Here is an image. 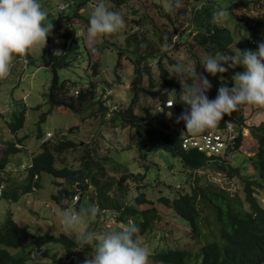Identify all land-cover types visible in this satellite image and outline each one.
Instances as JSON below:
<instances>
[{"label": "rangeland", "instance_id": "1", "mask_svg": "<svg viewBox=\"0 0 264 264\" xmlns=\"http://www.w3.org/2000/svg\"><path fill=\"white\" fill-rule=\"evenodd\" d=\"M63 1L40 0L42 9L47 13L46 22L52 25L53 29L57 11H66V9L61 10L62 4H70L71 0ZM97 2L98 0L88 1L85 7L78 11L80 18H72L71 25L76 26L74 27L75 39L78 48L67 55L70 65L57 71L58 80L59 82L67 81L68 84L78 89L86 87L90 82L95 83L98 88L96 99L104 92L110 91V100H106V106L114 107L111 110H121L127 108L131 102L133 116L141 119L145 118L147 114L153 115V113L159 112L157 110L162 103L175 99L176 94L169 88H162L158 77L159 69L154 66L150 67L153 86L149 84V78L144 73L140 87L134 86L132 62L135 60L136 54L133 49L127 47L126 37L128 34L141 31L146 34L148 39L158 43L160 39L158 41L154 36L166 38L163 39V44L166 47L161 48L160 54L164 52L165 48H168L169 42L171 50L166 53L168 58L163 59V69L176 80L177 87L182 89L179 83L182 76L187 78L188 73L196 71L201 77L207 78L211 84L210 89L213 91L222 85L232 87L233 82L228 77L216 79L214 75L204 70L202 67L204 58L209 54L218 55H214L212 50L208 52L205 47L200 46L194 39L195 34L192 28L185 23L188 20L186 18H189L190 23L197 20L201 15L196 12L200 13L203 9V14H206V17L200 20L196 27L197 31L203 35L206 30L211 28L225 29L224 38H227L228 49L232 52H235V47L240 51H255L258 42L264 40V7L255 8L257 0H180L178 7L174 6L176 0H127L122 7L110 6V3L103 1L106 8L121 14L124 24L115 33L92 39L88 37L86 30L88 18ZM210 18H212L211 21ZM165 21L170 23L167 27L166 23L163 26ZM52 28L50 35L46 38L45 46L39 44L29 51L34 63L28 65L21 60L13 59L9 75L0 80V136L4 142L11 140L20 144L19 152L11 155L8 167H6V169L8 168L7 173L4 176L7 174L12 177L13 183L17 182V178L19 181H24L26 176V170H23L24 166H28L32 158L40 152L42 142L54 138V140L63 139L77 143L80 147L88 144L97 156L96 166L100 169L99 173L102 174L101 178L99 174L94 178L97 179L100 186L112 179L113 183L109 185L110 188H104L103 192L121 204H129V197L133 195L132 188L138 186L142 189L141 185L146 188L143 190L150 191L149 194L153 191L156 192L150 197L154 200L158 199L157 195L160 197V191H169L168 186L176 188L180 184V188L187 190L188 185L186 186V184L193 182L194 174L201 177L203 184H211L224 189L231 195L236 193L237 196L243 198L239 180L228 178L227 172L212 161L208 162L202 170H194L191 173L183 169L177 159L157 146H148L145 149L146 143H140L142 149L139 150L132 128L121 127L116 123H103L107 117L105 119V112L99 109L100 100L98 103L85 105L80 112H72L64 108L55 109L46 115L44 121L40 122L41 114L48 110L44 95L52 78L50 68L43 65L42 53L45 51L47 54L62 55L66 46L64 40L60 39ZM186 31L189 36L186 39V44L183 41V43H176L177 45L172 48L174 42L185 40L182 38L184 34L181 33ZM252 42H256L255 47L251 45ZM156 61L153 59L149 61V64ZM141 67L144 68V64ZM93 69L97 72L95 76L92 75ZM140 88L146 90V93L140 91ZM150 94H154V96L152 97ZM211 95L213 93H209L207 96ZM180 96V99L184 100L183 93H180ZM39 106V109H33ZM254 108L256 109L254 113L246 116V125H258L260 119H264V112L258 106H254ZM243 110L247 112L248 106L246 105ZM21 111L25 112L24 126L15 136H11L8 133L7 125L13 122ZM167 119L170 131L174 133L177 119L172 115H167ZM210 131L212 130L209 129L208 132ZM38 133L41 135L40 138L37 136ZM47 133L51 136H45ZM187 134L196 140L203 136L201 132L193 134L189 131ZM243 135L244 141L251 140L248 129ZM19 139L21 141H18ZM5 149L6 146L0 143V160L3 158ZM242 151L244 150L242 149ZM233 156H236L238 166H241L246 158L238 154H233ZM74 158L76 159V157ZM229 158V156L224 157L225 160H229ZM117 165H121L127 172L122 167L117 169ZM58 166L56 164L57 168ZM128 173L139 175L135 176L134 180L129 177L127 182L121 181L122 176H127ZM55 182L56 185H54ZM6 188L7 186H5ZM63 190L71 193V188L62 179L42 176L40 187L35 192L20 195L17 202L0 200V224L6 219L7 212L11 210L18 223L27 224L31 227L32 233L52 234L56 237L64 235L76 243L73 251L75 255L72 256L74 257L72 259L66 257V248L59 243L45 244L43 257L36 261L30 260L27 255L28 245L22 249L11 250V253L25 257L28 260L26 264H84V261L94 254V249L92 250L90 246H80V240L76 233L62 226L60 218L65 212L83 215L85 227L91 231L105 233L114 229L115 221L111 219L113 216L99 218L88 213L91 210V205L86 198L78 208L73 207L72 201L68 202L67 198L64 199V202H67L65 207L60 203L53 202L50 198L51 195H58V192ZM257 198L261 203H264V192L258 193ZM45 205H48L49 208H45ZM146 206H142V208H146ZM156 207L161 213L159 217L161 222H154L152 234H148L145 241H142L143 245L150 250L149 264H157L151 258L152 252L154 253L156 250L165 247L170 249L190 248L195 245V242H191L189 229L180 222H176L172 218L173 214L163 206L157 204ZM205 214L206 211H203V215ZM22 223L20 224L22 225ZM201 228L205 234L204 237H201L203 243L217 241L222 245L216 226L212 229V224L202 222ZM160 229L165 242L158 238L161 235V232L160 234L158 232ZM155 233L157 234L156 239L153 237Z\"/></svg>", "mask_w": 264, "mask_h": 264}, {"label": "trees", "instance_id": "2", "mask_svg": "<svg viewBox=\"0 0 264 264\" xmlns=\"http://www.w3.org/2000/svg\"><path fill=\"white\" fill-rule=\"evenodd\" d=\"M88 1L90 0H71L68 11H57V16L54 20L55 30L52 29L60 39L64 40L66 46L62 55L47 54L45 51L42 53L43 65L50 68L52 78L44 95L48 110L41 114L40 122L44 121L46 115L55 109L64 108L72 112H80L85 105L99 102L96 99L98 88L95 83L90 82L86 87L78 89L68 84L67 81L59 82L57 76L58 70L70 65L67 55L78 48L75 39L74 27L76 26L71 25V20L72 18H80L78 11L85 7ZM103 1L110 3V6L122 7L127 0ZM263 7L264 0H257L255 8L261 9ZM203 13V9L200 13L196 12V14L201 16L191 23L189 18H186L188 20L185 23L192 28L195 34L194 39L201 47H205L208 52L212 50L214 55L230 51L228 49L229 42L227 38H224L225 29L211 28L206 30L203 35L197 31L196 27L199 25L200 20L206 17V14ZM211 20L212 18H210ZM165 23L166 27L170 24L165 21L163 26H165ZM181 34H184L182 38H185V40L174 42L172 48L177 45L176 43H183L184 41L186 44V39L189 38L188 32ZM156 36L154 37L158 41L160 39L161 43L148 39L146 34L141 31H137L135 34L130 33L126 37L127 47L133 49L136 54V58L132 62L133 84L140 87L144 73L149 78V84L153 86L150 67L154 66L159 69L158 77L162 88H169L175 91L176 98L171 100L172 106L169 108L164 107L160 113L147 114L145 118L141 119L133 116L131 102L127 108L121 110H111L101 102L98 103L99 109L105 112V119L107 117L106 120H103V123H116L121 127L129 126L132 128L134 135H136L135 140L139 150L142 149L140 143H146L145 149L148 146H157L171 157L177 159L182 168L191 173L194 170H202L208 162H214L220 169L227 172L228 178L239 180L242 186L243 198L237 196L236 193L231 195L224 189L214 187L211 184H203L201 177L194 174L193 182L186 184V186L188 185L187 190L180 188V184L176 188L168 186L169 191H160V197L157 195L158 199L154 200L150 197L151 194L156 192L153 191L149 194L150 191L143 190L146 188L141 185L142 189L138 186L132 188L131 193L133 195L129 197V204H121L118 200H113L107 196L106 192H103L104 188H110L109 185L113 183L112 179L100 186L97 179L94 178L98 174L101 178L102 174L99 173L100 169L96 166L97 156L93 149L89 148L88 144L80 147L77 143L63 139L54 140V138L50 140L45 138L47 140L40 144V152L32 158L28 166H24L23 170H26L24 181H19L17 178V182L13 183L12 177L7 174L4 176V174L7 173L8 168L6 169V167H8L11 155L19 152L20 144H16L11 140L4 142L0 136V143L6 146L3 158L0 160V200L17 202L20 199V195L35 192L40 187L42 176L62 179L71 188V193L69 194L65 190L59 191L58 195H51L50 198L53 202L60 203L65 207L67 203L64 202L65 198L71 203L72 198L78 196L77 203L73 206L78 208L86 198L91 205V210L88 212L90 215L99 218L114 216V229L122 228L128 222L136 223L139 227V232L136 235L141 243L145 241L148 234H152L153 223L161 222L159 219L161 213L156 207L157 204L170 211L173 214L172 218L176 222H180L189 229L191 242H195V245L190 248L170 249L165 247L164 249L156 250L154 253L152 252L153 256L151 258L157 264H264V203H261L257 198L258 193L264 192V119L261 118L258 125H246V116L254 113L256 109L252 105H247L249 110L245 112L243 108L246 105H240L230 114L223 116L216 127L210 128V130L220 131L225 127L227 121L233 120L238 135L229 149V155L224 156H229V160H224V158L210 160L211 158H207L204 153L193 149H183L181 143L189 130H186L185 126H183V121H177L173 133V131H170L167 119V115H172L177 119L186 110L183 100L180 99L182 89L177 87L176 80L163 69V59L168 58L166 53L171 50L170 42L168 43V48H165L164 52L160 54L161 48L166 47L163 44V39L165 40L166 38ZM251 45L255 47L256 42H252ZM14 59L17 61L21 60L28 65L34 63V59L29 52L24 56H16ZM153 59L157 60L153 63L154 65L152 63L149 64V61ZM143 64L144 68L141 67ZM242 71L243 68L237 66L229 68L225 73L217 74L215 77L216 79L228 77L232 81L233 74ZM96 74V70L93 69L92 75L95 76ZM217 90L213 91V89H210L209 93H213V95L208 98L214 99L217 95ZM140 91L146 93V90L142 88H140ZM74 92H77V94L75 95ZM150 95L154 96V94ZM39 108L40 106L33 109ZM259 109L264 112V107ZM24 123L25 112L21 111L17 114L14 121L7 125L8 133L11 136H15L23 128ZM247 129L251 134V140L244 141L243 134ZM208 130L205 129L201 133L206 134ZM37 136L41 137L39 133ZM18 141L21 140L19 139ZM248 145H254L255 151L253 147L249 151L250 154L247 153L245 150ZM242 146L244 147L242 148ZM233 154L246 157L241 166H238V160ZM216 160L223 161L216 163ZM56 164L59 165L58 168ZM116 167L120 169L122 166L117 165ZM123 169L127 172L125 168ZM137 175L128 173L127 176H122L121 181L127 182L129 177L134 180ZM84 179L87 180L86 184L75 186V182H82ZM182 183L185 186L184 181ZM54 185H56V182ZM5 186H7L6 189ZM91 188H93L92 191H90ZM145 205H147L146 208H142ZM45 208H49V206L45 205ZM203 211H206L205 215H203ZM202 222L212 224V229L216 226L222 245L217 241L206 244L202 242L201 237L205 235L201 228ZM20 223L22 222L18 223L10 210L7 212L6 219L0 224V264H26L28 260L25 257L11 253V250L22 249L27 245V255L30 260L32 253H37L36 251L41 250V247L50 243L63 245L66 248V257L68 259H72V256L75 255L73 251L76 243L67 236L60 235L56 237L52 234L32 233L31 227L25 223H22V225ZM158 232L159 234L161 232L158 238L165 242L162 230L160 229ZM156 236L157 234L155 233L153 237L156 239ZM43 252L36 260L43 257Z\"/></svg>", "mask_w": 264, "mask_h": 264}, {"label": "clouds", "instance_id": "3", "mask_svg": "<svg viewBox=\"0 0 264 264\" xmlns=\"http://www.w3.org/2000/svg\"><path fill=\"white\" fill-rule=\"evenodd\" d=\"M179 3L180 0H176L174 6L178 7ZM46 16L40 0H0V80L9 75L14 57L24 56L36 45L45 46L52 28ZM123 24L119 12L106 8L103 0H98L88 18L86 31L89 38L95 39L117 32ZM237 66L243 71L233 74V86H220L214 99L206 95L210 82L196 71L179 79L186 110L177 121H183L186 130L197 134L214 128L223 116L240 105L264 107V40L258 42L255 51H240L235 47V52L209 54L202 61L204 70L214 76ZM164 103L160 106L162 110ZM60 219L64 228L78 235L81 247L88 245L94 249V254L84 264H149L150 250L139 241L136 223L128 222L122 228L97 233L85 227L84 216L79 213L65 212ZM41 249L43 252L44 247Z\"/></svg>", "mask_w": 264, "mask_h": 264}, {"label": "built area", "instance_id": "4", "mask_svg": "<svg viewBox=\"0 0 264 264\" xmlns=\"http://www.w3.org/2000/svg\"><path fill=\"white\" fill-rule=\"evenodd\" d=\"M62 9H66L69 7L68 3H63L62 4ZM75 95L77 92H74ZM110 91L104 92L102 96H98L97 100H100V102H103V104L106 106V100H110ZM165 107H171L172 106V101H165L164 103ZM109 109L111 108V105L107 106ZM115 110V109H114ZM157 111H162V107H160ZM189 134V133H188ZM186 134L185 137L183 138V141L181 143V147L185 150L187 149H193L196 150L197 152L204 153L207 158H211L210 160L214 159H222L224 158L225 155H229V149L235 142L238 132L237 129L234 126V122L232 121H227L225 123V127L220 130V131H215L212 130L210 132H207L206 134H202L203 136L199 139H193L190 138L189 135ZM46 136L50 137V134L47 133ZM87 183V180L84 179L82 182H75V186H82ZM81 184V185H80ZM78 200V196H74L72 198V204H76ZM114 220L113 218H111ZM109 223V222H108ZM37 253L31 255L32 259H36L42 254V249L39 251H36Z\"/></svg>", "mask_w": 264, "mask_h": 264}, {"label": "crops", "instance_id": "5", "mask_svg": "<svg viewBox=\"0 0 264 264\" xmlns=\"http://www.w3.org/2000/svg\"><path fill=\"white\" fill-rule=\"evenodd\" d=\"M64 1H65V0H64ZM64 1H63V2H64ZM249 125H250V124H249ZM251 126H253V124H252ZM249 146H250V145H248V146H247V149H246L245 151H246L247 153H249V154H250V152H249V151H250V150H252V149H253V147H254V151H255V146H254V145H251L250 147H249ZM254 151H253V152H254Z\"/></svg>", "mask_w": 264, "mask_h": 264}, {"label": "bare ground", "instance_id": "6", "mask_svg": "<svg viewBox=\"0 0 264 264\" xmlns=\"http://www.w3.org/2000/svg\"><path fill=\"white\" fill-rule=\"evenodd\" d=\"M194 138V137H193ZM199 138V137H198Z\"/></svg>", "mask_w": 264, "mask_h": 264}]
</instances>
